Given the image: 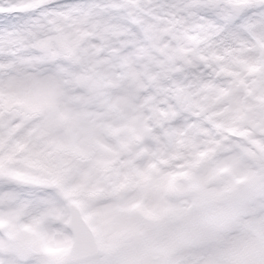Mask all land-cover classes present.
Returning <instances> with one entry per match:
<instances>
[{
	"label": "snow or ice",
	"instance_id": "1",
	"mask_svg": "<svg viewBox=\"0 0 264 264\" xmlns=\"http://www.w3.org/2000/svg\"><path fill=\"white\" fill-rule=\"evenodd\" d=\"M0 264H264V0H0Z\"/></svg>",
	"mask_w": 264,
	"mask_h": 264
}]
</instances>
